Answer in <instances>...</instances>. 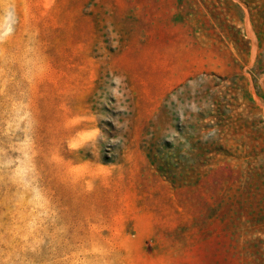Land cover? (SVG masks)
Returning <instances> with one entry per match:
<instances>
[{
  "label": "rangeland",
  "instance_id": "1",
  "mask_svg": "<svg viewBox=\"0 0 264 264\" xmlns=\"http://www.w3.org/2000/svg\"><path fill=\"white\" fill-rule=\"evenodd\" d=\"M0 264H264V0H0Z\"/></svg>",
  "mask_w": 264,
  "mask_h": 264
}]
</instances>
